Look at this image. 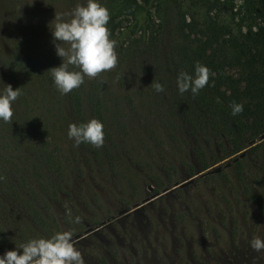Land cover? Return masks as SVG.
I'll return each mask as SVG.
<instances>
[{"label":"rangeland","instance_id":"obj_1","mask_svg":"<svg viewBox=\"0 0 264 264\" xmlns=\"http://www.w3.org/2000/svg\"><path fill=\"white\" fill-rule=\"evenodd\" d=\"M77 3L84 0H0V89L4 83L15 89L7 59L19 40L27 49L38 46L37 55L44 60L34 51L31 58L51 77L48 69L59 65L61 58L50 28L56 15L70 12ZM100 3L109 14L116 11L110 0ZM160 10L163 25L151 56L121 61L120 42L110 37L116 41V66L95 78L86 77L88 83L102 85L100 97L108 109L102 147L89 151L67 137L73 118L65 94L56 89L54 105L38 103L37 112L53 106V116H48L55 125L48 122L44 142L59 148L63 162L58 169L43 168L56 181L57 192L34 204L54 220L41 223L23 204L24 182L16 187L20 192L16 200L0 185L7 209H1L0 202L4 227L0 232L8 240L19 232L23 243L69 231L83 264H264V249L255 251L249 243L264 239V149L250 145L240 155L226 156L231 148L226 140L210 129L198 130L199 124L197 130L188 125L184 110L189 105L177 95L171 69L172 48L179 41L175 13L168 5ZM26 53L21 51L22 57ZM151 82H165L166 87L157 93ZM83 105L87 121L97 119L87 97ZM12 107L17 116V100ZM19 145L30 152L25 138ZM16 152L19 162L36 163L32 154L24 160L21 151ZM237 159H243L242 179L235 173ZM203 160L209 167L201 170ZM11 200L19 209L18 223L12 220ZM76 216L80 223H74Z\"/></svg>","mask_w":264,"mask_h":264},{"label":"trees","instance_id":"obj_2","mask_svg":"<svg viewBox=\"0 0 264 264\" xmlns=\"http://www.w3.org/2000/svg\"><path fill=\"white\" fill-rule=\"evenodd\" d=\"M110 1L116 11L110 14L108 28L110 37L120 42L117 52L121 61L131 56L143 60L141 58L153 54L163 25L160 9L166 5L173 8L179 41L172 48L171 69L176 77L180 72L191 73L196 63L204 64L210 70L209 83L196 95L190 91L177 92L189 105V110L186 106L184 110L188 115V125L197 130L196 125L199 124L198 130L210 129L221 141L226 140L231 147L225 152L226 156L240 155L250 145H253V150L264 149V0ZM36 47L33 45L27 49L19 40L7 59L11 79L15 88L19 87L20 95L16 100L20 112L13 115L10 122L0 121V175L3 178L0 185L16 200L20 193L18 188L24 182L27 191L25 187L22 188L24 191L21 189L23 195L25 192V196L20 195L24 198L23 204L46 225L54 218L45 209L42 212L34 200H46L51 192L56 194V181L46 176L43 168L58 169L63 159L59 148L44 142V129L50 128L48 122L53 124L48 116V113L53 116V106L45 105L44 112L36 111L39 102L52 105L57 102L52 78L37 69L38 60L31 58L34 51L37 58L44 60L38 57ZM21 51L27 52L24 57ZM161 84L166 87L165 82ZM101 86L92 81L88 83L85 77L80 87L65 94L66 109L70 111L73 123L87 122L83 105L85 97L89 99L97 119L104 121V110L108 109L100 97ZM233 102L244 106L236 116L231 115L230 104ZM23 138L27 140L26 147L30 152L25 148L19 149ZM82 144L89 151L97 149L90 144ZM18 150L24 160L33 155L36 163L29 165L30 169L28 162H19ZM200 155L203 156V152ZM243 164V159L234 163L235 173L240 179L244 175ZM208 167L209 164L203 160L201 170ZM0 202L3 204L1 209L7 210L1 196ZM11 203L15 211V214L11 213L12 220L18 223L15 215L19 209L12 200ZM1 217L0 213V231H3ZM20 244V232L11 240L0 232V255Z\"/></svg>","mask_w":264,"mask_h":264},{"label":"clouds","instance_id":"obj_3","mask_svg":"<svg viewBox=\"0 0 264 264\" xmlns=\"http://www.w3.org/2000/svg\"><path fill=\"white\" fill-rule=\"evenodd\" d=\"M66 16L70 19H64ZM55 19L56 22L49 28L56 55L61 62L48 70L60 94H68L80 87L85 77L95 78L116 66V41L110 38L108 28L110 14L100 0H84L70 12L56 15ZM61 43L67 47L61 46ZM209 76V68L196 63L191 73H178L177 90L181 94L190 91L196 95L209 83ZM151 86L157 93L164 91V86L159 82H151ZM19 95V87L14 89L11 84L4 83L0 89V121H12V105ZM230 108L233 116L244 110L240 102L231 103ZM66 134L76 146L87 143L99 148L104 144V125L96 118L79 124L70 123ZM74 223H80L79 216L74 217ZM249 243L255 251L264 249V239L260 237ZM0 264H83V259L72 243V233L62 231L47 238H32L6 250L0 255Z\"/></svg>","mask_w":264,"mask_h":264}]
</instances>
